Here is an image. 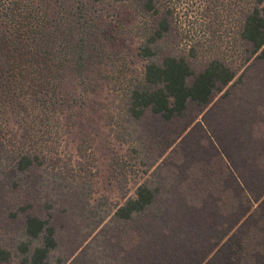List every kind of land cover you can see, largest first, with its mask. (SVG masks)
<instances>
[{
	"label": "trees",
	"instance_id": "obj_1",
	"mask_svg": "<svg viewBox=\"0 0 264 264\" xmlns=\"http://www.w3.org/2000/svg\"><path fill=\"white\" fill-rule=\"evenodd\" d=\"M105 3L145 17L146 64L120 100L133 151L149 171L173 148L94 237L96 251L119 264H264V84L252 87L264 76L252 68L233 82L223 61L179 53L164 0H0V218L17 222L24 264H51L62 233L82 243L109 217L83 186L42 170L51 137H84L85 96L67 82L95 89V68L109 59L95 17ZM239 4L245 60L264 63V0ZM27 173L23 189L15 177ZM10 257L0 244V264Z\"/></svg>",
	"mask_w": 264,
	"mask_h": 264
},
{
	"label": "rangeland",
	"instance_id": "obj_2",
	"mask_svg": "<svg viewBox=\"0 0 264 264\" xmlns=\"http://www.w3.org/2000/svg\"><path fill=\"white\" fill-rule=\"evenodd\" d=\"M164 3L173 14L174 27L178 32L176 48L179 53L195 55L198 64L212 59L223 61L237 72L233 82L252 68L253 77L264 76V63L255 61V57L246 61L245 47L238 39L237 26L241 10L239 0H164ZM102 9L95 17L97 16L100 31L109 34L108 38L101 34L99 39L101 42L105 41L106 47L103 50L109 55V59L103 60L95 68L96 73L91 77L95 89L88 90L84 87L85 90H82L77 87V81L73 77L67 82L72 93L85 96L84 137L81 140L76 132L71 135L68 133L60 142L51 137L47 143L49 146L44 147L46 153L42 170L59 174L65 184L74 185L79 190L78 186H83V191L89 194L88 205L93 207L101 203V211L106 212L109 217L82 243L75 239L79 237L76 233L73 237L62 233L64 235L61 236L59 247L50 259L51 264H119L118 260L109 256V251H96L94 237L118 206L123 205L128 198L135 197L138 185L150 177L173 148L149 171H145L147 158L134 153V141H130L125 133L127 124L124 122L120 100L128 84L141 77L146 64L138 53V46L143 40L140 28L145 17L135 13L126 4L105 3ZM263 81L264 78L259 80L258 85L252 84V87L259 90ZM240 87L242 86L238 85L237 90H244ZM1 128V136L7 139L13 136L12 129ZM36 139L34 138L35 141ZM11 146L20 147L21 141L17 138L11 142ZM18 177L15 179L23 189L25 183L32 180L28 173ZM51 182H48L50 186H44L55 190L57 180L55 184ZM221 189L222 186H219L218 190ZM43 213L41 211V215ZM1 216L0 244L10 252L9 264H24L22 253L16 248L19 240V236L14 234L19 231L17 222H10L7 217ZM73 220L71 215L64 217L66 225Z\"/></svg>",
	"mask_w": 264,
	"mask_h": 264
}]
</instances>
